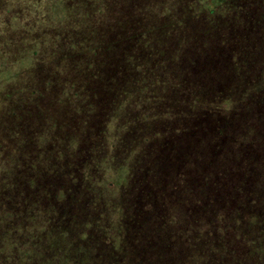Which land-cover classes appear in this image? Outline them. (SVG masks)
<instances>
[{
    "label": "rangeland",
    "instance_id": "374dc122",
    "mask_svg": "<svg viewBox=\"0 0 264 264\" xmlns=\"http://www.w3.org/2000/svg\"><path fill=\"white\" fill-rule=\"evenodd\" d=\"M102 1L0 0V264H264V221L251 239L256 242L254 246L241 244L238 251L225 247L217 256L213 252L207 263L204 251L209 245L205 241L210 237H203L206 231L202 235L200 226L194 235L199 251L204 252L200 256L190 248L193 235L182 239L178 222L173 226L184 217L182 209L177 210L179 206H196L197 195L201 196L197 182L202 176H198L191 159L185 162L189 150L198 149L206 139L197 153L201 158L208 149L210 155L216 150L219 125L215 119L231 115L237 121L236 127H228L222 137L220 163L215 168L211 165L206 187L214 196V185L222 184L220 191L230 197L232 184L237 181L233 177L236 167L247 171L253 162L250 160H256L262 152L264 105L244 93L234 97L224 110L219 106L200 108L202 112L199 108L190 110L193 118L186 119L185 133H176L172 141L171 137L152 139L147 143L151 154L140 143L135 161L157 155L165 157V162L152 179L138 172L133 184L135 153L122 154L124 147L137 137L168 126L169 121L164 125L159 116L166 111L163 98L173 88L163 93L149 82H136L144 78L142 72L138 74L139 68L134 69L138 78L127 75L119 81L122 87L113 86L111 79L103 83L93 79L105 65L109 68L110 61L121 63L117 60L120 52L109 50L100 41L105 40L102 33L114 40V33L121 30L114 20V9L131 11V0L108 1L105 8H101ZM145 1L146 5L174 3L180 11H185L188 4ZM198 9L208 10L205 4ZM143 50L136 53L141 55ZM158 50L145 49L144 55L154 62L160 59ZM207 50L226 58L207 70L214 62L202 57L205 65L190 79L202 81L207 95L221 103L220 92L227 95L230 88L237 91L226 73L230 47L213 36ZM174 70L180 72L178 63ZM90 83L95 86V94L94 88L90 92L86 86ZM145 112L149 123L142 121ZM177 119L171 120L173 128H178ZM170 184L176 190L168 193L166 206L176 210L164 207L161 216L148 219L145 235H133L124 227L126 221L137 218L141 213L138 206H162L165 196L162 199L161 194ZM222 202L215 197L208 204ZM121 208L125 209L123 213ZM254 222L246 215L241 220L246 238L252 237ZM189 230L190 234L194 232ZM168 232L174 237L167 236Z\"/></svg>",
    "mask_w": 264,
    "mask_h": 264
},
{
    "label": "trees",
    "instance_id": "16d2710c",
    "mask_svg": "<svg viewBox=\"0 0 264 264\" xmlns=\"http://www.w3.org/2000/svg\"><path fill=\"white\" fill-rule=\"evenodd\" d=\"M108 1L115 2L117 0H103L101 8H105ZM174 1L177 3L187 1L188 4L184 6L185 11L182 9L181 11L178 10V5L174 3L166 4L161 1L159 2L160 5H158V3L146 5L145 0H131L128 3V5H131V11L129 8H124V10L120 8L114 9V13L117 11V16L114 20H116V23H119V28L121 30L114 33V40H112V37H106L105 34L102 33L105 40L100 41L101 44H104V47H110L109 50H118L120 52H118L119 56L117 60L119 59L121 63L115 64L110 61L108 64L109 68H106L107 66L105 65L106 67L104 66L99 74L93 77L95 81L103 83L111 79L110 82L113 86L116 84L121 86L122 83H119V81L124 77L127 78V75H132V77L136 76V74L134 75V69L136 70L139 68L137 72L138 74L142 72L141 75L144 78L136 79L138 78L136 76V82H144L146 84L149 82L150 85L156 86L157 89L159 87L163 89V93L171 86L173 88L169 90L168 97L163 98V109L166 111H163L162 115L159 116V120L163 122V124L169 121L168 126L166 128H161V130L155 133L137 137V140L134 139L130 146L127 144L124 147L126 151L122 154H129L130 151L135 153L132 159V163H135L136 166V177L133 184L138 180V172L139 174L140 172L145 173L149 176L148 178L152 179L153 173L157 171V168L159 169L160 165H164L165 162V157L162 159L157 155L152 159L144 158L136 159L135 161V157L139 154V151L136 149L139 148L140 143L142 142V144L146 145L147 147L145 150H147L148 154H151L152 148L150 145L148 146L147 143L152 139H169L171 137L170 140L172 141L173 138L175 139L176 133H179V135L185 133L188 129V127L185 126L187 124L186 119L189 120L193 118L190 110L199 108L200 111V108H212L214 106H219L224 110L225 105L230 104L234 97L238 98V96L244 93L250 96L253 95V100L256 103H262L264 105V88L262 89L261 87L262 83H264V74L262 73L264 70V0ZM202 4H205L208 8L207 11H204L205 13L198 11V7H201ZM211 4H214V9ZM113 8L111 9L113 10ZM146 11L149 12L147 15L143 13ZM202 13H204V15ZM203 18H205V22L202 21ZM213 36L217 37L219 43L223 46L230 47L228 55L230 56L229 64L226 73L231 77L230 83H232V88L237 87L236 92L231 88L228 89L227 95L220 92L218 99L221 103L216 102V99L207 95L206 87H204L202 81L199 82L190 79L192 78V73L196 74L194 71L197 68H201V65L202 67L205 65L202 63V57H205L206 62L210 60L214 62L207 66V70L210 67L214 68L217 66L215 62L218 60L222 61L226 58L225 56H221V53L210 54L207 50V46ZM143 47L144 50L142 54L138 55L136 51ZM156 47L159 48L157 52L160 55V59L156 58L157 60L152 62V59H148L144 55V52L145 49L151 50ZM259 57H261V59H259ZM113 61L116 62L115 57ZM177 63L180 69L178 74H176V70H174ZM128 69L131 74L128 73ZM250 76L251 78L249 80L248 78ZM187 77L189 79H187ZM246 79L249 81L246 82ZM86 86L90 92H92L91 89L93 90L94 88V94L96 93L95 86L92 88L91 83ZM113 89L114 88H112L111 91ZM116 89L118 90L119 87L116 86ZM121 89L122 88H120V90ZM151 91H153V89H151ZM174 104H180L181 107L174 109ZM174 118H178L177 121L184 124V126L180 125V123L179 125L178 123H174L178 128H173L171 126V120ZM226 118L227 119H224L225 121L222 118L215 119L219 127L216 130L215 136L216 150L211 152V158L208 149H205L204 155L201 158L198 157L199 154L197 152L204 148L206 139L202 144H197L199 145L198 149L194 148V151L190 149L185 157V162L190 163L192 160V163L197 166L198 176H202L200 177V181L198 180L197 182V190L200 192L201 196L197 195L196 206H188V208H180L179 206L177 210L182 209V216L184 217L179 218L178 221L176 220L173 225L175 226L178 222L177 231L179 237L182 239H186V237L193 235V239L189 240L190 243L188 242L190 248L194 250L195 254H200V256L205 252L207 254L205 263L211 259V254L213 252L217 256L218 251L225 247L227 251H238V246L241 244L243 246H254L256 242H252L251 239L256 237V232L260 230L259 225L264 221V144L259 157L256 160H250L253 162H250L251 166H248L249 168L247 171L240 166L236 167L233 177L237 180L235 181L237 183L234 182L232 184L234 190L230 197H226V195L220 191L222 184L214 185V196L210 195L206 190L208 176L211 173V165L213 164V168H215L216 165L220 163L219 150L223 141L222 137L227 133L228 127H236L237 121H235L231 115ZM142 121L145 123L150 122L147 112L142 116ZM171 131L172 133H170ZM206 137L208 136L206 135ZM170 144L172 145V143ZM166 146L168 147L169 145L165 144L164 147ZM254 152H256V150L252 153ZM195 156L197 162L193 161V157ZM122 161L123 160H120V162ZM162 169L163 173L164 167ZM133 176L134 174L132 173L131 180ZM217 177L219 179V175ZM146 180L148 181V179ZM227 188L228 185H226V189ZM175 190V187H172L171 184L167 187V191L165 190L164 192L163 190L161 198L162 195H164L165 202L164 200L160 202L164 203L162 206H138L141 207L140 210H138V212L141 213L132 222L126 221L127 225L124 227L130 228L133 235L134 233H138L139 235L143 233V235H145L147 233L145 230L149 229L148 219L152 215L158 214L161 216L164 207L173 210L170 206H166V197L168 193L172 194ZM215 197H218V199L221 198L223 202L213 203V205L211 203L208 204L209 200L212 201ZM127 208L132 211L131 207ZM123 210L125 209L121 208L122 213L124 212ZM245 215L250 216L251 221L253 219L255 220L253 224L255 228L250 231L252 233L251 238H246L241 230L242 227L244 228V225L241 224V220L245 218ZM175 218H177V216H171V219ZM200 226L201 230H203L202 235L204 231H206L203 237H210L205 241V244L209 245L206 251L209 249V252H202L203 250L199 251L201 247L199 242H197V238L194 237V235H197L196 231H200ZM189 229H194V232L190 234ZM228 229L231 231L228 232ZM208 233L212 234L207 236ZM166 235L172 236L169 232L166 233ZM214 245H218V247L215 248L216 250L211 249Z\"/></svg>",
    "mask_w": 264,
    "mask_h": 264
}]
</instances>
